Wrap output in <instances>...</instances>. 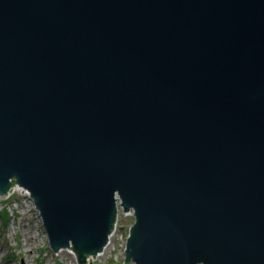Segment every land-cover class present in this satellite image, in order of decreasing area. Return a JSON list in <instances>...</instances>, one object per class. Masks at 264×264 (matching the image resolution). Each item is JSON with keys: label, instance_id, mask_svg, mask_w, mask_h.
<instances>
[{"label": "water", "instance_id": "water-1", "mask_svg": "<svg viewBox=\"0 0 264 264\" xmlns=\"http://www.w3.org/2000/svg\"><path fill=\"white\" fill-rule=\"evenodd\" d=\"M16 185L79 264L118 197L126 264H264V0H0Z\"/></svg>", "mask_w": 264, "mask_h": 264}, {"label": "rangeland", "instance_id": "rangeland-1", "mask_svg": "<svg viewBox=\"0 0 264 264\" xmlns=\"http://www.w3.org/2000/svg\"><path fill=\"white\" fill-rule=\"evenodd\" d=\"M26 195L20 192L0 200V211L7 210L6 224L0 214V264H78L75 252H54L39 212ZM126 234L125 229L120 230L104 254L88 264L124 263Z\"/></svg>", "mask_w": 264, "mask_h": 264}, {"label": "built area", "instance_id": "built-area-1", "mask_svg": "<svg viewBox=\"0 0 264 264\" xmlns=\"http://www.w3.org/2000/svg\"><path fill=\"white\" fill-rule=\"evenodd\" d=\"M18 190H19L21 193L26 192V193L28 194V195H26V196L29 197L30 192H29L28 190H26V189L20 187L19 185H16V186H15L14 190L12 191V193H14V194H16V193H20V192H18ZM10 197H11V196H10ZM10 197H7V198H5V199H6V200H7V199H11ZM29 198H30V197H29ZM117 207L119 208V215H118V218H116V222H115V224H114L113 231H112V233L109 235V241H108L107 245L104 247L102 253H100V254H98V255H96V256H89V257L87 258V264L91 261L92 258L94 259V258H96V257H99V256L103 255L104 252H105V250H106V248H107L108 246L111 245L113 239H114L115 237H117V236H118V233L120 232V230L122 231L123 229H125V233H127V234H126V240H125V244H126L125 252H126V249H127V240H128V237H129V232H130L131 227L134 225V223H135V221H136V212H135V210H133V209H130L129 211H125V210L123 209V207L121 206V201H120V200H119L118 203H117ZM65 249H68L69 251H71V252H73V253L75 252V251L72 249V247L65 248ZM59 252H62V251H59ZM75 254H76V253H75ZM76 256H77V255H76ZM93 263H94V262H93ZM131 263H133V262H131ZM124 264H126L125 260H124ZM127 264H130V263H127Z\"/></svg>", "mask_w": 264, "mask_h": 264}, {"label": "trees", "instance_id": "trees-1", "mask_svg": "<svg viewBox=\"0 0 264 264\" xmlns=\"http://www.w3.org/2000/svg\"><path fill=\"white\" fill-rule=\"evenodd\" d=\"M0 214L2 215L3 219H4V223L7 222V210L3 209ZM6 224V223H5ZM118 264H124V263H118Z\"/></svg>", "mask_w": 264, "mask_h": 264}, {"label": "bare ground", "instance_id": "bare-ground-1", "mask_svg": "<svg viewBox=\"0 0 264 264\" xmlns=\"http://www.w3.org/2000/svg\"><path fill=\"white\" fill-rule=\"evenodd\" d=\"M14 188H15V187H14ZM14 188H13V189H14ZM12 195H15V194L11 192V193H9V194L7 195V197H10V196H11V198H12ZM29 197L32 198V197H31V194L29 195ZM117 197H118V196H117ZM119 200H120V198L118 197V201H119ZM32 201H33V200H32ZM33 205H34V203H33ZM34 206H35V205H34ZM35 208H36V207H35ZM118 215H119V208L117 207V215H116V218H118Z\"/></svg>", "mask_w": 264, "mask_h": 264}, {"label": "clouds", "instance_id": "clouds-1", "mask_svg": "<svg viewBox=\"0 0 264 264\" xmlns=\"http://www.w3.org/2000/svg\"><path fill=\"white\" fill-rule=\"evenodd\" d=\"M76 253V252H75ZM77 255V254H76ZM125 255H126V253H125ZM126 258V257H125ZM77 260H78V257H77ZM79 263V262H78ZM87 264V263H86Z\"/></svg>", "mask_w": 264, "mask_h": 264}]
</instances>
